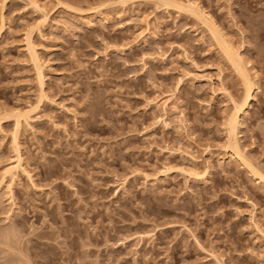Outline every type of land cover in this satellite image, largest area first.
Listing matches in <instances>:
<instances>
[{
    "label": "rangeland",
    "instance_id": "1",
    "mask_svg": "<svg viewBox=\"0 0 264 264\" xmlns=\"http://www.w3.org/2000/svg\"><path fill=\"white\" fill-rule=\"evenodd\" d=\"M165 1L0 0V264H264V0Z\"/></svg>",
    "mask_w": 264,
    "mask_h": 264
},
{
    "label": "bare ground",
    "instance_id": "2",
    "mask_svg": "<svg viewBox=\"0 0 264 264\" xmlns=\"http://www.w3.org/2000/svg\"><path fill=\"white\" fill-rule=\"evenodd\" d=\"M165 1V0H164ZM166 2V1H165ZM164 2V3H165ZM168 4V3H167ZM171 6H173V4H170ZM169 6V5H168ZM191 7H192V5H191ZM192 9V8H191ZM196 11V10H195ZM192 12H193V9H192ZM191 12V13H192ZM194 13L195 12H193L192 14L194 15ZM198 14V13H197ZM197 16H199V15H196V17ZM199 18V17H198ZM203 22H204V24H205V21L203 20ZM205 26H207V28H208V30H209V32L214 36V38H216V40H217V42L220 40V39H218V37H217V32H216V30L213 28V26L212 25H210V24H206ZM221 41H222V39H221ZM220 41V42H221ZM222 42H224V41H222ZM222 42H221V44H222ZM218 44H219V42H218ZM220 44V45H221ZM225 44V43H224ZM227 45V44H226ZM222 47V46H221ZM224 48V50H225V54L229 57V59H230V57H231V54H230V49L229 48H227L226 46L225 47H223ZM232 51V50H231ZM241 60V59H240ZM240 60H238V61H236V63L235 62H233V67H235L236 68V73L237 74H239V76L243 79V81L244 82H250L251 81V79H249V76L247 75V72H246V70H245V68H243L242 66H241V64L239 63L240 62ZM232 62V61H231ZM239 77V78H240ZM248 77V78H247ZM240 78V79H241ZM250 80V81H249ZM252 82V81H251ZM250 82V83H251ZM249 83V84H250ZM246 85V84H245ZM253 87H255L254 85L252 86H250V87H248V86H246V88H245V90H244V95H242V97H241V99L239 100V101H237V100H234V99H232L231 100V102L233 103V114L231 115V117H230V122H229V125H230V131H229V136H230V139L231 138H233L232 140H233V142L235 143V145H232V146H234L233 147V152H232V154H231V157H234V158H240L241 159V164L253 175V176H255V177H257V178H259V180H264V177H262V175H260V173H258L257 172V169H255L253 166H252V164H250V162L249 161H247L245 158H243V157H241V155L239 154V150H238V147H237V145H236V140H235V132H236V127H237V125H238V115L240 114V113H243L244 115H247V111L245 110V108L247 107H249V105H248V102L251 100V99H254V97H253V92H252V90H253ZM246 108V109H247ZM234 133V134H233ZM233 136V137H232ZM229 139V140H230ZM231 140V141H232ZM233 143V144H234ZM19 163H20V161H19V159L17 160ZM17 162V163H18ZM15 164L13 167L11 166V168L10 169H6L7 170V172H6V175H9V177H10V179L11 180H14L15 179V177H16V174H17V172H18V170L20 169V164L18 163V164ZM11 234V233H10ZM7 235V234H6ZM5 235V236H6ZM4 238V237H3ZM6 238H8V237H6ZM11 238V237H10ZM9 238V239H10ZM15 238H16V236H15ZM13 239V238H12Z\"/></svg>",
    "mask_w": 264,
    "mask_h": 264
}]
</instances>
